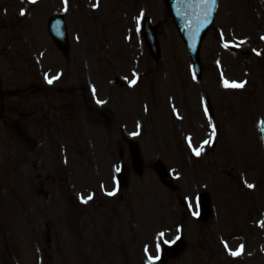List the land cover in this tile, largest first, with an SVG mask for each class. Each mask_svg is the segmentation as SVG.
Returning <instances> with one entry per match:
<instances>
[{"label": "rangeland", "instance_id": "obj_1", "mask_svg": "<svg viewBox=\"0 0 264 264\" xmlns=\"http://www.w3.org/2000/svg\"><path fill=\"white\" fill-rule=\"evenodd\" d=\"M244 1L234 0L228 5L225 10L232 26L220 18L221 32H209L201 55L209 73V91L215 88L210 83L216 77L212 69L214 57L216 62H223L222 72L230 76L236 75L233 65L241 66L244 60L260 78V87L257 84L254 87L252 81L248 86L255 90L258 87L259 97L263 99L264 41L253 38L249 32H252L251 23L257 25L253 26L255 31L263 30L257 17L264 13V0ZM63 3L64 7L61 0H35L33 4L27 0H0V75L5 89L17 88L20 93L5 96V111L0 118V264H147V256L156 254L158 242L173 240L180 225L184 249L178 256L169 258L167 264H246L241 256L231 254L236 242L227 236L251 217L264 228L261 222L264 221V160L259 161L256 139L253 154L256 160H253L248 147L242 154L241 143L245 139L247 145L249 139L241 134L235 137L244 119L251 124V116L244 112L245 116L240 119L234 114L224 117L229 119L230 126L219 139L223 137L224 150L229 153L233 150L238 155H226L222 151L221 155L208 158V165L204 166L201 155L196 157L183 145V154L194 160L191 171L185 167L179 171L184 196L158 186L160 183L155 171L150 170V163L156 157L178 165L182 158L186 163L187 159L166 151L174 143L164 122L155 126L156 120L146 119L137 140L146 168L141 175L130 171L129 185L109 195L114 189V169L120 162L128 161V155L119 154V147L123 154L127 152L123 138L136 126L131 113H119L116 118L108 110L112 105H107L110 99L104 91V77L108 73L113 76L126 65L127 50L137 53L140 65L148 59L150 67L158 68V80L154 77L152 80L158 86V104L163 106V100L170 99L172 94L166 89V83L168 77L174 82L175 52L180 64L185 51L164 0H65ZM28 5L33 8L32 19L18 16L17 20L15 10ZM61 8L66 9L72 36L68 57L73 68L69 69L68 80L55 81L62 60L49 40L46 22L50 13ZM142 15L159 25L162 58L158 63L148 55L141 31L135 27ZM13 27L19 33L34 27L35 33L28 37L31 53H21L18 45L14 55L8 52L15 40ZM219 35L227 40L234 37V42L223 43ZM236 37L242 41L236 42ZM43 38L47 42H42ZM46 45V55L42 57ZM51 47L54 54L50 55ZM36 56L40 67L43 62L44 66L52 64L47 72L55 88H45L39 83L32 97L27 85L30 79L36 80L35 75L40 77V70L33 68L37 64L33 60ZM16 61L21 68L15 65ZM81 74L88 77L85 83L96 85L95 99L86 88L80 91L70 85V77L82 85ZM58 87L64 88V92L57 91ZM250 92V88L241 92L240 99H245ZM96 99H107L99 106L102 110L94 105ZM196 102L197 92L191 89L183 101L186 106L182 105L185 119L178 120L184 133L190 126L199 127L196 120L191 124L189 119ZM176 107L180 111L179 105ZM253 123L254 120L252 126ZM157 127L164 128V133L158 135ZM255 128L258 130L256 122ZM205 130L193 146L212 129L206 126ZM226 132L231 133V138H226ZM192 178L193 191L187 194ZM242 179L253 186L248 187V192L241 189ZM203 180L207 186H200ZM203 193L210 201L206 220L193 217L179 199L186 196L190 201L193 196L201 199ZM172 199L176 203L179 200L178 209H174ZM217 225L219 229L222 227L224 236L218 235ZM251 232L257 234L253 227ZM242 256L248 259V264H264V253L257 245L246 249Z\"/></svg>", "mask_w": 264, "mask_h": 264}, {"label": "water", "instance_id": "obj_2", "mask_svg": "<svg viewBox=\"0 0 264 264\" xmlns=\"http://www.w3.org/2000/svg\"><path fill=\"white\" fill-rule=\"evenodd\" d=\"M169 2L172 4V5H176V0H169ZM207 4L206 2L204 1H201V4H200V8H201V12L203 13H207V14H204L205 16V19L203 20V26L201 25L200 28H199V32H201V30L208 26L210 21H211V16H212V7L210 6L209 8L207 9H203L204 5ZM62 23L59 22V29L57 30L56 34L61 37V34L63 35V26L61 25Z\"/></svg>", "mask_w": 264, "mask_h": 264}, {"label": "snow or ice", "instance_id": "obj_3", "mask_svg": "<svg viewBox=\"0 0 264 264\" xmlns=\"http://www.w3.org/2000/svg\"><path fill=\"white\" fill-rule=\"evenodd\" d=\"M34 2V0H33ZM212 3H215V0H211ZM21 14L23 15V11L21 12ZM49 83H51L52 81L49 80L48 81ZM132 83H135V81H133ZM231 86H234V87H242L243 85L242 84H237L236 82H232V85ZM205 143H207V141H205ZM248 187H253L252 185H248ZM113 193H109V195H112ZM88 199H91V197H88ZM162 235V234H161ZM234 254H238V253H234Z\"/></svg>", "mask_w": 264, "mask_h": 264}]
</instances>
